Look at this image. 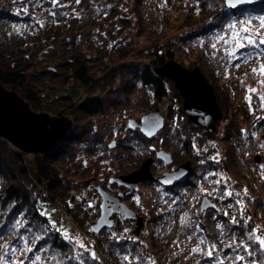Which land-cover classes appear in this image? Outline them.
<instances>
[{
  "label": "rangeland",
  "instance_id": "rangeland-1",
  "mask_svg": "<svg viewBox=\"0 0 264 264\" xmlns=\"http://www.w3.org/2000/svg\"><path fill=\"white\" fill-rule=\"evenodd\" d=\"M262 4L216 11L208 0H54L50 5L0 0V12L8 10L0 16V66L33 65L29 82L42 89L45 102L60 105L36 112L73 119L72 100H56V91L76 101L98 97L108 105L101 116L80 117L72 151L55 164L67 187L51 196L56 210L42 211L73 247L78 264H264V247L255 239H264V44L259 43L264 0L255 5ZM21 8L31 9L32 17ZM249 37L256 43L247 44ZM237 40L245 47H237ZM161 54H172L190 70L199 68L212 85L222 109L216 132L186 122L182 115L191 121L184 99L176 96L173 82L167 84L166 99L158 101L133 75ZM71 60L90 68V86L65 81ZM157 109L166 126L146 142L129 120L139 122ZM176 137H187L192 151L185 153ZM160 150L172 155V164L157 159ZM148 158H154L155 176L187 161L192 175L172 188L143 183L123 199L143 226L116 214L109 233H92L102 203L97 187L113 196L127 191L110 180L138 170ZM204 198L218 208L202 212ZM227 223L245 231L231 236ZM5 233L0 234V264H55L34 239L25 235L15 241ZM112 237L130 247L126 254L109 248Z\"/></svg>",
  "mask_w": 264,
  "mask_h": 264
},
{
  "label": "trees",
  "instance_id": "trees-1",
  "mask_svg": "<svg viewBox=\"0 0 264 264\" xmlns=\"http://www.w3.org/2000/svg\"><path fill=\"white\" fill-rule=\"evenodd\" d=\"M31 1L32 0H19V3L28 4ZM34 1L35 0H33V3ZM53 1L54 0H42L43 3L47 2L49 5L53 4ZM208 1L213 3L216 11L223 9V7L225 8V3L222 0ZM257 6L263 7V4L254 5L252 7ZM33 9L36 8L34 7ZM7 12L8 10L5 8L3 12H0V16L6 15ZM21 12L28 13V17H32L33 15V12L29 8L27 10L21 8ZM10 16L15 18L14 15ZM1 56L2 55H0V57ZM173 58L172 54H161L157 56L152 63L147 64L142 69H134L133 75L143 86L152 90L158 101H162L168 96L167 84L170 81L166 78L159 77L154 69ZM70 63L72 67L66 74L65 81L75 80L83 86H90L94 80L90 68L84 63H75L74 60H71ZM3 66L4 67H2V65L0 66V82L5 88L15 90L21 95V97L30 103L34 111H52V109H59L60 105H51L53 102H45L47 99L41 95L42 89H39L29 82L30 69L33 65L26 64L22 66V64H17L18 67L16 66L13 68L5 67V65ZM42 74L46 75L47 73L43 71ZM170 84L175 86L173 83ZM125 87L126 91L130 90V88L127 89L128 85H125ZM173 88L176 96L180 97V93L176 87ZM56 92L59 93L60 91ZM58 93L55 97L56 100L62 103L66 100H72V104L69 105V107L72 109L73 115H75L73 117L75 123L73 130L58 142L51 152L46 155L37 156L27 154L0 138V234L2 231H5L9 235H13L15 241L18 240L17 238L27 235L37 242L38 248H41V246H43V249L45 248V253L49 258L51 257V259H53L55 264H78L73 258V247L65 240L61 233L52 229V225L48 221L49 218L46 217L45 213L42 211L44 209L56 210L57 207L52 204L51 196L57 190L63 191L67 187L68 181L64 179L59 170L55 169V164L58 161L64 160L72 151L71 145L75 143L73 135L76 134L81 127L80 117L89 119L101 116L105 114L108 105L105 100L98 97H86L84 100L76 101L73 100V97L65 93ZM55 113H59V111ZM182 116L188 124L195 128H200L187 121L185 115ZM163 131L164 129L159 132L156 138L162 134ZM203 131L207 133L206 130L203 129ZM142 135H140V137L147 142L145 139L146 137ZM176 143L181 144L182 150L185 153L192 151L191 142L189 139L187 140V137L177 138ZM237 229L243 232L245 231V229L240 228L239 225L231 227L228 223L226 224V232L231 236L232 234L236 235L237 232L235 233V230ZM109 230L111 229H105L103 232L107 231L109 233ZM117 239V237L111 238L109 248L116 252L120 251L117 247L122 248L120 253L126 254L130 247L124 245L126 243H118L119 241Z\"/></svg>",
  "mask_w": 264,
  "mask_h": 264
},
{
  "label": "water",
  "instance_id": "water-1",
  "mask_svg": "<svg viewBox=\"0 0 264 264\" xmlns=\"http://www.w3.org/2000/svg\"><path fill=\"white\" fill-rule=\"evenodd\" d=\"M229 10L249 7L263 0H222ZM161 77L172 81L184 99V113L189 120L209 132L217 130V122L222 117V109L218 103L214 88L199 68L190 70L177 61L171 59L154 69ZM166 117L160 111L147 113L139 122L129 120L132 130L139 129L147 139L155 138L165 127ZM74 120L65 116H52L49 113L34 111L30 103L15 90L6 89L0 82V138L6 140L20 151L32 155H46L51 152L63 138L74 128ZM115 143L111 145L114 147ZM157 159L167 164L173 163V157L165 150L156 153ZM260 163V158L257 157ZM154 158H148L142 166L128 175L118 176L110 180L127 191L113 196L97 187L102 197L100 217L91 226L94 234H99L106 228L115 225L113 216L121 214L125 219L136 220L139 227L143 226V219L139 217L127 204L123 203L126 196L139 190L146 182H158L165 187H176L189 181L192 175V162L187 161L172 172H165L162 176H155L152 172ZM202 212L207 209H217V205L209 198H204Z\"/></svg>",
  "mask_w": 264,
  "mask_h": 264
},
{
  "label": "snow or ice",
  "instance_id": "snow-or-ice-1",
  "mask_svg": "<svg viewBox=\"0 0 264 264\" xmlns=\"http://www.w3.org/2000/svg\"><path fill=\"white\" fill-rule=\"evenodd\" d=\"M77 2H79V0H77ZM246 23L250 24L251 21H247ZM260 28L264 29V19H262L260 21ZM244 32L248 33L249 28L245 27ZM255 43H256V41L252 40L250 37L247 39V44H255ZM259 43L264 44V39H261L259 41ZM237 47L243 48V47H245V44L241 43L240 40H237ZM232 54L235 55V53H232ZM260 68H261V71L264 72V65H261ZM252 71H253V73H256L257 69L254 68ZM251 91H255V90L253 89ZM261 99L264 100V97H261ZM229 195H231V193H229ZM238 203H239V201H238ZM185 219H187V218H185ZM233 223H236L235 219H233ZM65 236H67V233H65ZM249 239H253V237L249 236ZM255 239L258 241V243L261 245V247H264V239L260 238L259 236H256ZM203 242L204 241H201V243H203ZM81 247H83V245H81ZM213 247H215V246H213ZM197 251H199V249H197ZM207 254L209 256H212V251L209 250ZM92 257H93V259H95V253H92ZM37 259H39V257H37ZM125 259H127V257H125ZM238 259L243 260V257H239ZM219 264H224V262L221 260V261H219Z\"/></svg>",
  "mask_w": 264,
  "mask_h": 264
},
{
  "label": "built area",
  "instance_id": "built-area-1",
  "mask_svg": "<svg viewBox=\"0 0 264 264\" xmlns=\"http://www.w3.org/2000/svg\"><path fill=\"white\" fill-rule=\"evenodd\" d=\"M55 221L57 222V217H55ZM54 222V221H53Z\"/></svg>",
  "mask_w": 264,
  "mask_h": 264
}]
</instances>
